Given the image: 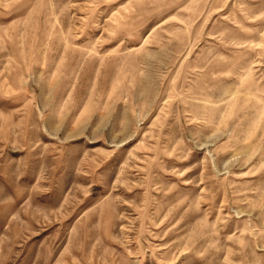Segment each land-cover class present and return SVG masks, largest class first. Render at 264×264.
I'll return each instance as SVG.
<instances>
[{"label":"rangeland","instance_id":"374dc122","mask_svg":"<svg viewBox=\"0 0 264 264\" xmlns=\"http://www.w3.org/2000/svg\"><path fill=\"white\" fill-rule=\"evenodd\" d=\"M0 264H264V0H0Z\"/></svg>","mask_w":264,"mask_h":264}]
</instances>
